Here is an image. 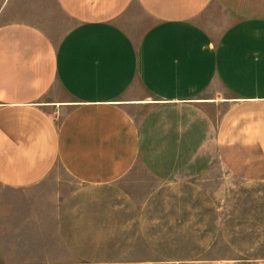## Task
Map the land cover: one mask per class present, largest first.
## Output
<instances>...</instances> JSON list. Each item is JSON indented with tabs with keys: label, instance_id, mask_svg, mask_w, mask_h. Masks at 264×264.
I'll return each instance as SVG.
<instances>
[{
	"label": "crops",
	"instance_id": "crops-1",
	"mask_svg": "<svg viewBox=\"0 0 264 264\" xmlns=\"http://www.w3.org/2000/svg\"><path fill=\"white\" fill-rule=\"evenodd\" d=\"M56 166L63 256L13 264H264V0H0V184Z\"/></svg>",
	"mask_w": 264,
	"mask_h": 264
},
{
	"label": "rangeland",
	"instance_id": "rangeland-1",
	"mask_svg": "<svg viewBox=\"0 0 264 264\" xmlns=\"http://www.w3.org/2000/svg\"><path fill=\"white\" fill-rule=\"evenodd\" d=\"M130 172L129 176L132 173L147 176L137 166ZM78 185L60 166L31 186L12 188L0 184V264L61 259L63 254L56 232L57 212L62 198ZM218 256L232 255L218 243L201 256L197 264Z\"/></svg>",
	"mask_w": 264,
	"mask_h": 264
}]
</instances>
